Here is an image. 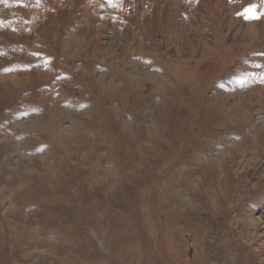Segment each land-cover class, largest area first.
Masks as SVG:
<instances>
[{"label": "rangeland", "instance_id": "1", "mask_svg": "<svg viewBox=\"0 0 264 264\" xmlns=\"http://www.w3.org/2000/svg\"><path fill=\"white\" fill-rule=\"evenodd\" d=\"M0 264H264V0H0Z\"/></svg>", "mask_w": 264, "mask_h": 264}]
</instances>
